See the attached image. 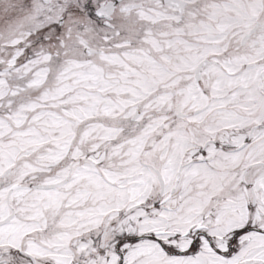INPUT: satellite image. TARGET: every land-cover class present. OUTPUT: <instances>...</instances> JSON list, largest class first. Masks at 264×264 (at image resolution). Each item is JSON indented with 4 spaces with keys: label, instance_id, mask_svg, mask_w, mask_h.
<instances>
[{
    "label": "snow or ice",
    "instance_id": "1",
    "mask_svg": "<svg viewBox=\"0 0 264 264\" xmlns=\"http://www.w3.org/2000/svg\"><path fill=\"white\" fill-rule=\"evenodd\" d=\"M0 264H264V0H0Z\"/></svg>",
    "mask_w": 264,
    "mask_h": 264
}]
</instances>
